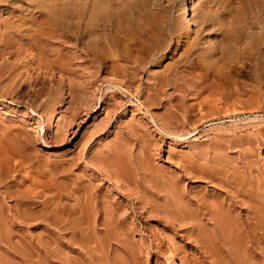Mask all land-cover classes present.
<instances>
[{"label":"rangeland","instance_id":"1","mask_svg":"<svg viewBox=\"0 0 264 264\" xmlns=\"http://www.w3.org/2000/svg\"><path fill=\"white\" fill-rule=\"evenodd\" d=\"M54 1L0 2V153L12 138L26 152L5 156L0 264H62L47 238L79 264H264V0ZM49 3L100 14L105 38H47ZM187 16L195 35L175 51Z\"/></svg>","mask_w":264,"mask_h":264},{"label":"bare ground","instance_id":"2","mask_svg":"<svg viewBox=\"0 0 264 264\" xmlns=\"http://www.w3.org/2000/svg\"><path fill=\"white\" fill-rule=\"evenodd\" d=\"M5 0H3V2H4ZM44 1V0H43ZM53 1V0H52ZM56 2H57V6H58V1L57 0H55ZM54 1V2H55ZM61 2L62 1H64V0H60ZM68 1H71V0H66V2H68ZM72 1H74L73 3H76L75 2V0H72ZM76 1H78L79 2V0H76ZM97 2V0H94L93 2H92V5H93V3L94 2ZM100 1V0H99ZM103 1V0H102ZM109 0H107V2H108ZM0 2H2V1H0ZM3 2H2V4H3ZM51 2V1H50ZM105 2H106V0H105ZM120 2V1H119ZM5 3V2H4ZM62 3H64V2H62ZM68 3H71V2H68ZM84 3V2H83ZM87 3V2H86ZM85 3V4H86ZM109 3V2H108ZM7 4V3H6ZM41 4V3H40ZM51 3H49V5H50ZM52 4H54V3H52ZM51 4V8L48 10H45V12H40L41 13V15L42 16H45L46 18H45V24H46V20H48L49 21V25L51 26V28L52 29H50V31L48 32V34H49V36H47L46 34H47V32L45 33V35L47 36V38L49 37L50 38V35H55V33H57L59 30H61V32H58V33H61V37H64L65 39H67V40H74V42L73 43H75V41L77 42V45H83V42H84V40L85 39H89V38H95V39H99V37L101 36V35H103V36H101V37H103V38H105L104 37V35H105V33L104 34H100V36L98 35V33L93 29V25H95L94 23H97V25L99 24V22L101 23V22H103V21H105V20H102L101 18H102V16L100 15V14H97V15H87L86 14V12L84 11V10H78V9H76V8H70L69 7V5H66V6H61L60 7V10H56V8L55 7H57V6H53ZM56 4V3H55ZM65 4V3H64ZM67 4V3H66ZM79 4V3H78ZM94 4H97V3H94ZM99 4V3H98ZM100 4H101V1H100ZM103 4H105L104 3V1H103V3H102V5ZM91 5V6H92ZM119 5H121V4H119ZM137 5H138V3H137ZM260 5V4H259ZM258 5V6H259ZM264 5V4H263ZM76 5H74V7H75ZM81 6V5H80ZM85 6H87V4L85 5ZM90 6V5H89ZM96 6V5H95ZM113 6V5H112ZM84 7V6H83ZM92 7H94V6H92ZM98 7V6H97ZM99 7H100V5H99ZM105 7V6H104ZM107 7H109V5L107 6ZM141 7V6H140ZM260 7V6H259ZM258 7V8H259ZM263 7V6H262ZM78 8V7H77ZM85 8V7H84ZM264 8V7H263ZM134 9V8H133ZM107 10H108V8H107ZM113 10V9H112ZM119 10V9H118ZM141 10V9H140ZM259 10H261V9H259ZM264 10V9H263ZM74 11V12H73ZM100 11V10H99ZM129 11V10H128ZM258 11V10H257ZM34 13V12H33ZM107 13V12H106ZM137 13V12H136ZM128 14V13H127ZM189 14V13H188ZM263 14V13H262ZM103 15V14H102ZM109 15V14H108ZM107 15V16H108ZM185 15H187V9L185 8ZM117 16V15H116ZM123 16V15H122ZM121 16V17H122ZM87 17H88V19H87ZM104 17H105V15H104ZM109 17H112V16H109ZM44 18V17H43ZM106 18V17H105ZM113 18V17H112ZM263 18V17H262ZM23 19V18H22ZM106 19H108V18H106ZM118 19H120V17L118 16ZM122 20H123V17L121 18ZM109 20V19H108ZM250 20H251V18H250ZM249 20V21H250ZM73 21V23H71L72 24V26H70L69 25V22H72ZM74 21H76V22H74ZM111 21H112V19H111ZM114 21V20H113ZM112 21V22H113ZM159 21V20H158ZM40 22V21H39ZM39 22H38V24H39ZM120 22V21H119ZM110 23V22H109ZM122 22H120L119 24H121ZM106 24H108V21L106 22ZM125 24V23H124ZM135 24V23H134ZM257 24V23H256ZM42 25V24H41ZM40 24L38 25V27H40L41 26ZM102 25V24H101ZM103 25H104V23H103ZM115 25V24H114ZM117 25V24H116ZM126 25V24H125ZM21 26V25H20ZM47 26V25H46ZM100 26V25H99ZM112 26V25H111ZM131 26V25H130ZM37 26H36V28H38ZM43 27H44V25H43ZM42 27V28H43ZM140 27V26H139ZM141 27L143 28L144 26H142V24H141ZM184 27H185V33H184V37L182 38V39H180V40H178L177 42H176V44H175V51H178V50H180L182 47H183V45H184V43H185V38L186 37H191V36H194L195 35V28L193 27V25H192V22H191V20L188 18V16H187V18H186V20H185V22H184ZM35 28V29H36ZM42 28H41V30H42ZM45 28V27H44ZM43 28V30H45ZM101 27H99V29H100ZM103 29V32H104V30H106V27H102ZM108 28V27H107ZM114 28V27H113ZM124 29H125V27H123ZM40 29V28H39ZM47 29V28H46ZM99 29H97L96 28V30H99ZM128 29H129V27H128ZM143 29H145V28H143ZM143 29H140V30H142L141 31V33L143 32ZM101 30V29H100ZM111 30V29H110ZM30 31V30H29ZM39 31V30H38ZM109 31V30H108ZM111 31H113V30H111ZM118 31V30H117ZM129 31V30H128ZM128 31L127 30H125V33L127 32V35L125 34V36H127V38H128ZM139 31V30H138ZM245 31V30H244ZM36 32H37V30H36ZM45 32V31H44ZM102 32V31H101ZM106 32V31H105ZM110 32V31H109ZM109 32L107 33V34H109ZM123 32H124V30H123ZM123 32H122V34H123ZM131 32V34H129V36L131 35H133L131 38H133L134 37V34L135 35H137L136 33H133L134 31H130ZM146 32H147V30H146ZM240 32V31H239ZM262 32V31H261ZM24 33H25V31H24ZM27 33V32H26ZM34 33L35 32H33V35H34ZM41 33V32H40ZM39 33V34H40ZM43 33V32H42ZM117 33V32H116ZM120 33V32H119ZM119 33H118V37H119ZM259 33H260V31H259ZM31 34H32V32H31ZM35 34H37V33H35ZM106 34V35H107ZM143 34V33H142ZM147 34V33H146ZM40 35H43L44 36V34H40ZM57 35V34H56ZM59 35V34H58ZM121 35V34H120ZM138 35H140V36H142L140 33L138 34ZM144 35H145V33H144ZM234 35V34H233ZM232 35V36H233ZM236 35L238 36V34L236 33ZM263 35V34H262ZM262 35H261V37H262ZM32 36V35H31ZM110 36V35H109ZM232 36H231V38H232ZM241 36V35H240ZM252 36V35H251ZM39 37V36H38ZM137 37V36H136ZM136 37H134V38H136ZM255 37V36H254ZM27 38V37H26ZM29 38H31V37H29ZM43 38V37H42ZM41 38V39H42ZM45 38V37H44ZM56 38V37H55ZM54 38V39H55ZM120 38V37H119ZM124 37H122V39H123ZM138 38V37H137ZM239 38L240 37H237L236 39H233L234 41L235 40H237L238 39V41H239ZM244 38V37H243ZM245 38H246V36H245ZM247 38H250V37H247ZM253 38V37H252ZM115 39V38H114ZM117 39V38H116ZM125 39V38H124ZM130 39V38H129ZM140 39H141V37H140ZM143 39H145L146 40V38L143 36ZM143 39H141L142 41H143ZM240 39H242V38H240ZM257 39V40H256ZM255 40H254V42L253 43H255V48H257V47H260L261 48V45H260V42L262 43V41H261V39L259 38V36L256 38ZM263 39V38H262ZM63 40V39H62ZM90 40V39H89ZM94 40V39H93ZM139 40V39H138ZM232 40V41H233ZM59 41H61V39L59 40ZM65 41V40H64ZM109 41H112L111 39L110 40H108V42ZM117 41L119 42V40L117 39ZM135 40H133V42H134ZM140 41V40H139ZM242 41V40H241ZM252 41V40H251ZM66 42V41H65ZM115 42H116V40H115ZM117 42V43H118ZM132 42V43H133ZM138 42V41H137ZM49 43V42H48ZM95 42H93V44H94ZM107 43V42H106ZM111 44L113 43V42H110ZM110 43H107V44H110ZM123 44L121 45V43L119 44L118 43V45H121L122 47L121 48H123V46L127 43V42H125V44H124V42H122ZM129 43H131V42H129ZM153 43V42H152ZM205 43V42H204ZM235 43V42H234ZM233 43V44H234ZM264 43V42H263ZM49 44H51V43H49ZM67 44V43H66ZM69 44V43H68ZM86 44V43H85ZM104 43H102L101 44V46L103 45ZM245 44V43H244ZM252 44V43H251ZM88 45H90L89 43H88ZM88 45H87V47H88ZM114 45V44H113ZM127 45V44H126ZM137 45V44H136ZM253 45V44H252ZM262 45H264V44H262ZM4 46V45H3ZM8 46V45H7ZM91 46V45H90ZM100 46V45H99ZM98 46V48H100ZM107 46H109V45H107ZM130 46V45H129ZM76 47V46H75ZM79 47V46H78ZM83 47H86V46H84L83 45ZM94 46H92V48H93ZM105 48L106 47V45H104V46H102V48ZM109 47H111L112 48V46H109ZM114 47V46H113ZM139 47H141V46H139ZM138 47V48H139ZM253 47V46H252ZM81 48V47H80ZM89 48V47H88ZM87 48V50H84V53L87 55V56H91V57H93V59H95V60H101L100 59V55L101 54H105V53H101L100 55L99 54H97V52H94V50L93 51H91V53L88 51L89 49H91V48H89L88 49ZM101 48V49H102ZM104 48H103V50H104ZM116 48V47H115ZM128 48V47H127ZM132 48V47H131ZM133 48H134V46H133ZM137 48V47H136ZM136 48H134V50H132L131 51V53L133 52H135L136 53ZM137 48V49H138ZM119 50H120V48H118ZM126 49V48H125ZM248 49V48H247ZM246 49V50H247ZM97 50H99V49H97ZM102 50V51H103ZM116 50V49H115ZM118 50V51H119ZM129 50V49H128ZM144 50V49H143ZM256 50V49H255ZM254 50V51H255ZM261 50V49H260ZM101 51V50H100ZM100 51H98V52H100ZM105 51H109L110 52V50H105ZM104 51V52H105ZM112 51H114V48H113V50ZM122 51V50H121ZM124 51V50H123ZM130 51V50H129ZM138 51V55H139V53L141 52V51H139V50H137ZM247 51H249V50H247ZM251 51V50H250ZM249 51V52H250ZM108 52V53H109ZM117 52V51H116ZM41 53V52H40ZM115 53V52H114ZM125 53V52H124ZM128 53V52H127ZM142 53V52H141ZM84 54V55H85ZM110 55H112V54H110ZM121 55V54H120ZM137 55V56H138ZM141 55V54H140ZM102 56H104V55H102ZM118 56V55H117ZM124 56H125V54H124ZM130 56V55H129ZM133 57H135V59L137 58V56L136 55H132ZM131 56V57H132ZM140 57V56H139ZM110 58L111 59H114V61H115V58H112L111 56H110ZM118 58V57H117ZM116 58V59H117ZM123 58V57H122ZM247 58V57H246ZM249 58V57H248ZM63 59V58H62ZM125 59V58H124ZM127 60H129L130 59V57H128V58H126ZM132 59V58H131ZM62 61V60H61ZM94 61V60H93ZM105 60L103 59V62H104ZM5 62V61H4ZM10 62H12V61H10ZM64 62H66L65 60H64ZM101 62V61H100ZM131 62V61H130ZM129 62V63H130ZM133 62H134V59H133ZM133 62H131V63H133ZM136 62V64H137V61H135ZM61 63V62H60ZM11 64H13V62L11 63ZM10 64V65H11ZM100 64H102V62L100 63ZM135 64V65H136ZM62 65H63V63H62ZM264 65V64H263ZM8 66V65H7ZM64 66H66V65H64ZM139 66V65H138ZM134 67H136V66H134ZM61 68V67H60ZM138 68V67H137ZM63 69V68H62ZM65 70V69H64ZM129 70V69H128ZM136 70H138V69H136ZM133 71H135V70H133ZM134 73V72H133ZM136 73V72H135ZM137 73H138V71H137ZM134 76V75H133ZM125 77V76H124ZM128 78V77H127ZM119 88H121L120 86H119ZM55 122H56V120H55ZM51 125V124H50ZM55 127V126H54ZM50 129H52V128H50ZM9 137V136H8ZM14 137V136H13ZM12 138V137H11ZM11 138H8V139H11ZM17 138V137H16ZM19 138V137H18ZM8 139H6V140H8ZM24 139V138H23ZM16 140V139H14V138H12V140H8V142H7V145H6V147H4L5 149H2V151H1V157L2 158H0V179L2 178V180L4 179V178H9L8 176H6V175H8V173L10 172L11 173V171H9V167L7 168V166H8V164L6 165L4 162L6 161V158H5V156H8V154H10L9 156H11L12 154H13V156L15 155H23L22 154V152H23V148H21L20 146H18L17 145V143H19V142H17V143H15L14 141ZM25 140V139H24ZM5 142V141H4ZM20 142H22V141H20ZM20 144V143H19ZM21 145H22V143H21ZM5 146V145H4ZM117 146V145H116ZM24 147H25V144H24ZM119 147V146H118ZM245 149V148H244ZM119 150V149H118ZM113 151V150H112ZM243 152V151H242ZM12 153V154H11ZM23 153H26V152H23ZM114 153V152H113ZM251 153V152H250ZM110 154H111V152H110ZM120 154V153H119ZM27 154H24V156H26ZM226 155V154H225ZM118 156V155H117ZM120 156V155H119ZM3 157L5 158V160L3 159ZM108 157V156H107ZM121 157V159H122V156H120ZM120 157H118L119 158V160L118 159H114V164H112V166L114 165V167H116L117 168V172L116 173H118V170H119V172L120 173H118L119 174V176H121V178L123 179V178H125V176H126V179H124L125 181L128 179L129 180V178H131V174L128 176V175H126V173L127 172H125V171H127L128 169H129V171H130V168H132L133 167V165L131 166L130 164V166L129 165H127V167H126V165L124 166V164L122 163L123 161L120 159ZM131 157V156H130ZM10 158V157H9ZM24 158V157H23ZM29 158V157H28ZM115 158V157H114ZM217 158V157H216ZM3 159V160H2ZM27 159V158H26ZM109 159V158H108ZM131 159V158H130ZM9 160V159H8ZM7 160V161H8ZM106 160V159H105ZM111 160V159H110ZM121 160V161H120ZM190 160V159H189ZM129 161V160H128ZM125 162V161H124ZM144 162V161H143ZM201 162V161H200ZM7 163V162H6ZM109 163V162H108ZM129 163V162H128ZM130 163H132V162H130ZM142 163V162H141ZM144 164V163H143ZM228 164V163H227ZM147 165V164H146ZM149 165V164H148ZM200 165V164H199ZM225 165V164H224ZM14 166V165H13ZM111 166V165H110ZM130 167V168H129ZM144 167V166H143ZM200 167V166H199ZM208 167V166H207ZM124 168H127V170H124ZM140 168V167H139ZM228 168V167H227ZM248 168H249V166H248ZM133 170L135 169V168H132ZM144 169H146V166H145V168ZM199 169V168H198ZM133 170H132V172H133ZM143 170V169H142ZM149 170V169H148ZM202 170V169H201ZM209 170V169H208ZM221 170V169H220ZM249 170V169H248ZM115 171H116V169H115ZM128 171V172H129ZM143 171H146V170H143ZM207 171V170H206ZM205 171V172H206ZM150 174H151V172L150 171H148ZM210 172V171H209ZM145 173V172H144ZM201 173V172H200ZM214 173V172H213ZM250 173V172H249ZM118 174H117V176H118ZM238 174V173H237ZM236 174V175H237ZM190 175V174H189ZM220 175V174H219ZM9 176H10V174H9ZM118 176V177H119ZM151 176H153L154 177V173H153V175L151 174ZM213 176V175H212ZM252 176V175H251ZM127 177H129V178H127ZM192 177V176H191ZM197 177V176H196ZM237 177V176H236ZM152 178V177H151ZM243 178V177H242ZM161 179V178H160ZM159 179V180H160ZM166 179V178H165ZM228 179H230V178H228ZM2 180H0V181H2ZM124 180H123V182H124ZM151 180V182L153 181L152 179H150ZM149 180V181H150ZM155 180V179H154ZM169 180H170V178H169ZM168 180V181H169ZM224 180H226V179H224ZM223 180V183L225 184V181ZM260 180V179H259ZM5 181L7 182V180L5 179ZM165 181V180H164ZM163 181V182H164ZM227 181V180H226ZM230 181V180H229ZM234 181H236V180H234ZM233 181V182H234ZM170 182V181H169ZM233 182H230L231 184L233 183ZM23 183V182H22ZM159 183V182H158ZM223 183H222V185H223ZM227 183V182H226ZM229 183V184H230ZM150 184H153V182L152 183H149V185ZM168 184L169 183H165V185H167L168 186ZM214 184H215V182H214ZM228 183L226 184V187H227V185H229ZM231 184H230V186H231ZM235 184V183H234ZM162 185H164L163 183H161V187H162ZM164 185V186H165ZM233 185V184H232ZM238 185V184H237ZM240 185V184H239ZM156 186H158V185H156ZM163 186V187H164ZM241 186V185H240ZM263 186V185H262ZM152 187H155V185L153 184V186H151L150 188H152ZM235 188L236 187H238V186H234ZM242 187V186H241ZM155 188H159V187H155ZM166 188V187H165ZM224 188V187H223ZM245 188V187H244ZM248 188V187H247ZM12 189V188H11ZM154 189V188H153ZM162 189V188H161ZM169 189V190H168ZM168 189L166 188V190H167V192L166 193H168L169 195H170V193L168 192V191H170V185H169V187H168ZM238 189H241V188H239L238 187ZM163 190H164V188H163ZM163 190H162V193H163ZM226 190V189H225ZM235 190V189H234ZM11 192H14V190L12 191V190H10ZM230 191V190H229ZM236 191H237V193L239 192L237 189H236ZM250 191V190H249ZM253 192V191H252ZM252 192L250 193V195L252 194ZM8 193V192H7ZM165 193V194H166ZM239 193H241L242 195H244V196H246L245 195V193L246 192H244V190L242 189V190H240V192ZM238 193V194H239ZM244 193V194H243ZM236 194V193H235ZM246 194H249V193H246ZM13 195V194H12ZM168 195V196H169ZM237 195V194H236ZM242 195H240V196H242ZM254 195V194H253ZM257 195H258V193H257ZM8 196V195H7ZM24 196H26V195H24ZM165 196H167V195H165ZM164 196V197H165ZM238 196V195H237ZM12 197V196H11ZM10 197V198H11ZM14 197V196H13ZM170 197V196H169ZM169 197H166V200H167V202H170V199H169ZM251 197V196H250ZM260 198L259 199H262L261 200V202H264L263 200V198H264V196H259ZM241 198V197H240ZM246 198H249V197H247L246 196ZM252 198V197H251ZM254 198V197H253ZM253 198L251 199V200H253ZM238 199H239V196H238ZM242 199H244V198H242ZM242 199H241V201H242ZM254 199H256V198H254ZM244 200H246V199H244ZM247 201V200H246ZM246 201H243L244 203H246ZM249 201V200H248ZM247 201V202H248ZM236 202H238V200L236 201ZM250 202V201H249ZM252 202V201H251ZM250 202V203H251ZM244 203H240V204H243L244 205ZM171 204V203H170ZM237 204V203H236ZM246 204H248V203H246ZM245 204V205H246ZM258 204H260V203H258ZM260 205H262V203L260 204ZM247 206V205H246ZM245 206V207H246ZM248 206H249V204H248ZM248 206H247V209H248ZM250 206H251V204H250ZM250 206H249V208H250ZM238 207H240V206H238ZM243 207V206H242ZM215 208V207H214ZM237 208V207H236ZM262 208H263V205H262ZM262 208H260L259 207V209H261V211H262ZM84 209V208H83ZM87 209V207H85V210ZM89 209H92L90 206H89ZM219 209V208H218ZM238 209V208H237ZM251 209V208H250ZM250 209H248V211L250 210ZM88 210V209H87ZM86 210V211H87ZM95 210V209H94ZM222 210V209H221ZM79 211V210H78ZM85 211V212H86ZM92 211V210H91ZM247 211V212H248ZM75 212V211H74ZM84 211L82 212L83 214L85 213ZM87 212H89V211H87ZM87 212L85 213V215L84 216H89L88 214H87ZM178 212V211H177ZM176 212V213H177ZM180 212H181V215L183 216V217H185V216H187V215H189V213L187 212V211H185V210H180ZM179 212V213H180ZM251 212H252V210H251ZM260 212V211H259ZM52 213V212H51ZM91 213H93V212H91ZM57 214V215H56ZM55 215H53V216H51V215H48V217L49 216H51V218L49 217V219H51L50 220V222H49V219L47 220L48 222V225L51 227V229L53 230L54 228L55 229H57V228H59V226L62 224L61 223V216H58V213H56ZM212 214H214L213 212H212ZM7 215V214H6ZM91 215V214H90ZM113 215V214H112ZM221 215V214H220ZM60 218H58V217ZM213 216V215H212ZM218 216V215H217ZM47 217V216H46ZM47 217V218H48ZM262 217H264V216H262ZM219 218V217H218ZM217 218V219H218ZM79 219V218H78ZM81 219V218H80ZM84 219V218H83ZM73 220V219H72ZM214 220V219H213ZM221 220V219H220ZM229 220V219H228ZM236 220V219H235ZM262 221V220H261ZM68 222H70V221H68ZM94 222V221H93ZM219 222V221H218ZM230 222V221H229ZM67 224H69V223H67ZM66 224V225H67ZM73 224V223H72ZM215 224V223H214ZM213 224V225H214ZM217 224V223H216ZM215 224V225H216ZM231 224V223H230ZM221 225V224H220ZM234 225V224H233ZM232 225V226H233ZM261 225V224H260ZM264 225V223H262V226ZM72 226V225H71ZM73 226H75V224L73 225ZM217 226H219V225H217ZM216 226V227H217ZM225 226V225H224ZM224 226H222L223 228L222 229H224L225 227ZM231 226V225H230ZM262 226H260V227H262ZM70 227V226H69ZM75 227H77V225L75 226ZM220 227V226H219ZM234 227H236L235 225H234ZM13 228V227H12ZM108 228V227H107ZM233 228V227H232ZM238 228V227H237ZM9 230V227H8V225H7V228H5V230ZM54 229V230H55ZM68 229H70V228H68ZM86 229V228H85ZM95 229V228H94ZM120 229V228H119ZM220 229V228H219ZM12 230V229H11ZM58 230V229H57ZM77 230H78V228H77ZM108 230V229H107ZM111 230V229H110ZM231 230V229H230ZM236 230V229H235ZM69 231V230H68ZM119 231V230H118ZM225 231H226V229H225ZM263 231V228H262V230H261V232ZM78 232V231H77ZM94 232V231H93ZM73 233V232H72ZM52 234H54V233H52ZM76 234V233H75ZM75 234H71V235H75ZM241 234V233H240ZM49 235V234H48ZM47 236V235H46ZM58 236V235H57ZM97 236V235H96ZM99 236V235H98ZM226 236V235H225ZM234 236H235V234H234ZM237 236V235H236ZM239 236V235H238ZM55 237V236H54ZM54 237H52V238H54ZM241 237V236H240ZM52 238H51V241H52V243L53 244H55V242L57 243V241H53L52 240ZM58 238V237H57ZM72 238H73V236H72ZM76 238L77 237H75L74 239L76 240ZM234 238V237H233ZM41 239H42V237H41ZM70 239V238H69ZM50 240V239H49ZM49 240H48V238H47V241H48V243H47V241L46 242H44L45 241V239H44V241H43V247H44V252H45V258L47 259L46 261L48 262V260L50 261L49 263H51V261H52V263H57V261L58 262H60V263H62V264H79V262H77L76 263V257H73L71 254H69V253H63L62 251V247L60 248L61 249V252H60V250H57V249H59V247H56V249H51L50 247V242H49ZM71 240V239H70ZM60 241V240H59ZM68 241V240H67ZM99 241V240H98ZM227 241H229V240H227ZM101 242V241H100ZM64 243H65V241H64ZM69 243H71V242H69ZM72 243H74V242H72ZM72 243L70 244V245H72ZM230 243V242H229ZM234 243V242H233ZM232 243V244H233ZM42 244V243H41ZM57 244H59V243H57ZM57 244H56V246H57ZM62 244V243H61ZM60 244V245H61ZM69 245V246H70ZM230 245V244H229ZM228 245V246H229ZM55 246V245H54ZM68 248V247H67ZM169 250H170V248H169ZM168 250V251H169ZM73 251V250H72ZM69 252V251H68ZM70 253H72V252H70ZM103 258V257H102ZM174 259V258H173ZM172 259V260H173ZM54 260V261H53ZM79 260V259H78ZM77 260V261H78ZM105 260V259H104ZM4 262V261H3ZM95 262V261H94ZM173 262V261H172ZM6 263V262H5ZM173 264V263H172Z\"/></svg>","mask_w":264,"mask_h":264}]
</instances>
